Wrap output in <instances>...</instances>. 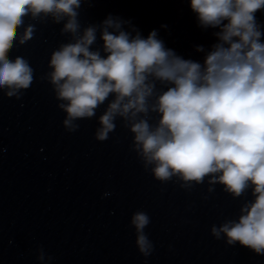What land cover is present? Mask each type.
<instances>
[{
    "label": "clouds",
    "instance_id": "clouds-1",
    "mask_svg": "<svg viewBox=\"0 0 264 264\" xmlns=\"http://www.w3.org/2000/svg\"><path fill=\"white\" fill-rule=\"evenodd\" d=\"M84 2L0 0L4 95L19 100L34 81L28 60L9 57L17 41L24 45L34 36L35 25L25 26V17L62 23L61 34L71 40L51 53V70L41 79L51 84L57 107L66 113V131H77L76 121L93 118L112 96L95 139L107 140L119 118L133 134L132 150L156 180L176 177L190 189L207 178L209 192L220 184L233 198L251 189L254 199L241 206L238 219L213 225L211 235L264 256V24L256 19L264 0H190L198 26L218 29L210 50L196 47L203 63L167 48L157 30L144 38L120 17L82 28L78 10ZM97 33L104 55L92 47ZM150 113L158 114L155 123ZM130 223L138 251L148 257L154 247L144 231L149 215L136 211ZM37 251L41 264L52 259L42 247Z\"/></svg>",
    "mask_w": 264,
    "mask_h": 264
}]
</instances>
